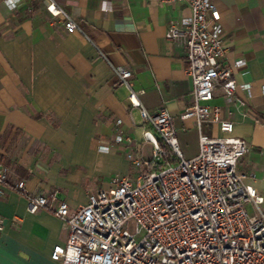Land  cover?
I'll return each mask as SVG.
<instances>
[{
    "label": "crops",
    "instance_id": "obj_1",
    "mask_svg": "<svg viewBox=\"0 0 264 264\" xmlns=\"http://www.w3.org/2000/svg\"><path fill=\"white\" fill-rule=\"evenodd\" d=\"M213 1L226 63L240 62L234 78L251 90L236 95L240 106L217 87L208 105L233 124V137L247 143L239 172L255 176L249 183L264 200V0ZM54 2L80 20L83 35L67 33L61 18L47 14L45 0H0V172L7 169L0 264H59L51 254L67 239L53 214L29 212L27 200L12 190L15 184L24 182L28 195L55 193L73 211L88 203V194L132 178L129 149L113 142L117 121L140 146L141 157H150L154 146L144 136L153 133L142 125L113 67L132 71V90L141 92L143 108L163 107L172 117L182 157L198 153L196 122L181 119L193 103L187 50L182 40L165 39L172 23L190 16L189 7L157 0ZM203 132L223 136L214 122Z\"/></svg>",
    "mask_w": 264,
    "mask_h": 264
},
{
    "label": "built area",
    "instance_id": "obj_2",
    "mask_svg": "<svg viewBox=\"0 0 264 264\" xmlns=\"http://www.w3.org/2000/svg\"><path fill=\"white\" fill-rule=\"evenodd\" d=\"M52 18H61L65 31L82 34L80 20L45 0ZM159 5L186 4L190 16L172 23L165 39L185 44V73L192 82V105L182 120L192 119L198 131V153L185 160L178 147L173 119L162 107L143 108L131 86L133 73L113 67L117 83L129 90L128 100L137 108L142 125L153 133L158 148L142 158L140 146L123 135L115 124L114 144L129 149L126 160L132 178L114 182L110 190L88 194V203L71 211L57 194L28 195L24 182L12 190L23 196L34 214L46 210L67 230L64 245L53 248L51 259L59 264H264V200L249 181L253 174L239 172L248 152L247 143L232 136L233 124L220 120L219 109L208 103L219 87L227 99L248 84H237L227 65V50L213 0H157ZM240 106L244 102L235 99ZM218 124L220 138L204 134L203 127ZM7 187V169L0 172V197ZM133 224V232L129 226ZM3 220L0 218V232Z\"/></svg>",
    "mask_w": 264,
    "mask_h": 264
},
{
    "label": "water",
    "instance_id": "obj_3",
    "mask_svg": "<svg viewBox=\"0 0 264 264\" xmlns=\"http://www.w3.org/2000/svg\"><path fill=\"white\" fill-rule=\"evenodd\" d=\"M144 137L146 141L150 142L154 146V148H158L157 141L151 133H146Z\"/></svg>",
    "mask_w": 264,
    "mask_h": 264
},
{
    "label": "rangeland",
    "instance_id": "obj_4",
    "mask_svg": "<svg viewBox=\"0 0 264 264\" xmlns=\"http://www.w3.org/2000/svg\"><path fill=\"white\" fill-rule=\"evenodd\" d=\"M129 230H130L131 232H133V224H131V225L129 226Z\"/></svg>",
    "mask_w": 264,
    "mask_h": 264
}]
</instances>
